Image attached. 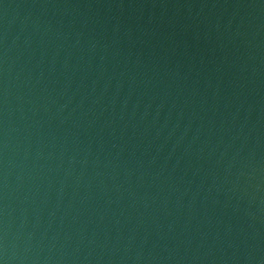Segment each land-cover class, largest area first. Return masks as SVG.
I'll list each match as a JSON object with an SVG mask.
<instances>
[{
	"label": "water",
	"instance_id": "95a60500",
	"mask_svg": "<svg viewBox=\"0 0 264 264\" xmlns=\"http://www.w3.org/2000/svg\"><path fill=\"white\" fill-rule=\"evenodd\" d=\"M0 264H264V0H0Z\"/></svg>",
	"mask_w": 264,
	"mask_h": 264
}]
</instances>
